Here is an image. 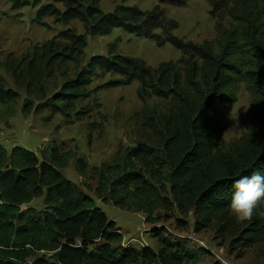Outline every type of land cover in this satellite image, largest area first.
Instances as JSON below:
<instances>
[{
	"label": "trees",
	"instance_id": "16d2710c",
	"mask_svg": "<svg viewBox=\"0 0 264 264\" xmlns=\"http://www.w3.org/2000/svg\"><path fill=\"white\" fill-rule=\"evenodd\" d=\"M101 1L52 0L39 5L37 0H10L12 10L39 6L33 23L41 27L48 28L44 20L52 18L62 25L77 20L84 30V35L71 29L59 32L31 52L30 65L39 62L47 71L63 63L78 67L86 36H106L115 28L152 39L158 47L170 44L180 52V58L152 68L139 58L116 54L113 44L109 56L90 57L73 79L43 100V107L66 117L74 112L77 120L89 116L97 104L77 112L75 105L92 97L95 91L88 87L93 79L110 73L121 79L103 87L137 82L141 101L151 96L169 99L173 107L167 114L142 115L144 125L157 137L161 155L138 144L111 163L94 168L95 197L126 212L144 214L146 223L158 209L172 211L174 205L182 215L192 210L203 222L201 228L215 218L223 220L230 211L234 179L253 171L264 174V0H207L211 16L220 21L214 15L221 9L231 24L224 28L217 22L216 38L200 44L174 36L178 23L168 19L161 7L181 6L187 0H155L157 5L146 11L119 5L111 13L100 9ZM12 71L15 75V68ZM239 83L251 96L256 127L223 150L216 116L221 108L235 103L233 89ZM16 99L17 93L5 88L0 77V108L6 107L11 114ZM144 159L156 164L159 173L165 161L171 199L162 196L137 170L134 162ZM68 160L54 142L44 144L39 157L22 147L7 152L0 146V264H26L32 252L41 254L33 264H196L195 254L156 228L150 234L157 250L147 245L113 246L123 240L120 229L92 197L77 192L62 176L59 169ZM74 166L84 174L83 160L76 159ZM41 197L44 210H22ZM245 224L239 240L242 250L255 246L264 236V201ZM49 254H53L52 260Z\"/></svg>",
	"mask_w": 264,
	"mask_h": 264
},
{
	"label": "rangeland",
	"instance_id": "374dc122",
	"mask_svg": "<svg viewBox=\"0 0 264 264\" xmlns=\"http://www.w3.org/2000/svg\"><path fill=\"white\" fill-rule=\"evenodd\" d=\"M19 1L33 3L36 0ZM37 1L39 5L52 2ZM119 5L146 11L157 5V2L129 0L122 3V0H102L100 9L104 13H111ZM38 7L23 6L12 10L10 0H0V77L5 88L17 93L11 114H8L6 107L0 108V146L7 152L14 147H22L39 157L42 146L47 142H54L59 152L69 158L67 165L59 169L62 176L75 185L77 192L92 197L107 218L114 221L120 229L123 240L113 246L129 245L140 248L147 245L157 250L156 240L150 234V230L156 228L166 238L184 245L195 254L196 264H264V236L255 246L240 249V233L246 224L245 221H238L230 211L223 220L215 218L207 227L201 228L203 222L192 210L182 215L174 205L172 211L158 209L153 213L150 223H146L144 214L126 212L110 203H101L95 197L93 190L97 180L92 176L94 168L111 163L121 157L127 149L135 148L138 144H143L161 155L157 137L144 125L142 115L144 112L155 116L167 114L173 107L172 102L153 96L144 102L141 101L137 96V82L124 86L103 87L108 82L121 79L113 73L93 79L88 87V90L95 91L92 97L76 103L75 112L98 105L89 116L80 120L74 117V112L67 117L51 113L43 107L44 101L57 92L64 82L73 79L90 57L109 56V47L113 44L116 54L139 58L152 68L162 62L176 63L181 54L170 44L158 47L152 39L137 37L115 28L106 36H86L87 46L78 67L72 63H63L47 71L44 64L39 62L31 66V52L59 32L71 29L77 35H84L82 24L77 20L62 25L54 23L52 18H46L44 22L48 28L33 23ZM56 7L62 9L60 4H56ZM161 7L168 19L178 23V28L173 32L174 36L196 44L216 38L217 22L224 28L231 24L221 9L214 15L220 17V21L212 17L207 0H187L181 6L164 4ZM27 53L30 55L23 58ZM14 68L15 75L12 71ZM233 94L235 103L221 108L216 116L221 128L219 147L223 150L230 149L256 127L253 103L244 84H237ZM76 159L85 163L83 175L75 170ZM134 163L137 170L162 196L171 199L164 160L161 173L157 165L147 159L142 163ZM43 199H34L23 206L22 210H44ZM238 252H242V257H238ZM40 256V253L32 252L26 264H33ZM47 257L50 260L54 258L53 254Z\"/></svg>",
	"mask_w": 264,
	"mask_h": 264
},
{
	"label": "clouds",
	"instance_id": "9594fccd",
	"mask_svg": "<svg viewBox=\"0 0 264 264\" xmlns=\"http://www.w3.org/2000/svg\"><path fill=\"white\" fill-rule=\"evenodd\" d=\"M233 194L229 204L230 212L240 222L252 218L254 210L264 201V174L253 171L233 181Z\"/></svg>",
	"mask_w": 264,
	"mask_h": 264
}]
</instances>
